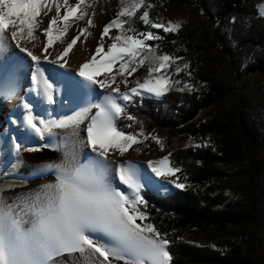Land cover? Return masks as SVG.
Instances as JSON below:
<instances>
[{
	"label": "snow or ice",
	"instance_id": "snow-or-ice-1",
	"mask_svg": "<svg viewBox=\"0 0 264 264\" xmlns=\"http://www.w3.org/2000/svg\"><path fill=\"white\" fill-rule=\"evenodd\" d=\"M94 2L0 0V98L17 96L24 61L11 50L14 44L35 64L31 82L40 102L55 105L60 90L58 84H63L69 104L67 110H63L64 101H61L59 114L55 108L51 112L45 109L46 117L34 111L36 106L30 100L20 106L27 136L45 141L42 147L60 151L62 157L59 162L42 166L55 176L53 182L19 195L11 203L0 195V264H66L56 258L71 253H79L82 264H171L170 241L152 223L146 222L141 178L151 184L152 177L146 169L139 170L134 162H117L111 158L124 156L133 145L142 143L139 137L148 139L143 127L138 132L127 133L118 127L121 118L135 122V117L127 112L134 97L144 92L164 95L173 83L164 75H154L177 59L168 54H154L156 49L147 41L161 37L151 31L137 32L124 27L125 18L131 19L138 10L149 9L152 5L146 4V0H120L116 17L103 28L96 54L80 65L77 73H62L57 81L53 79L54 74L41 65L43 60L61 69L66 67L65 58L81 36L95 26L87 11ZM260 7L264 15V5ZM53 8L56 14L41 33L46 42L41 55H37L24 45L37 39V30L43 22L40 17ZM86 18L87 25L78 28L77 35L62 52L49 60V49L55 42ZM140 20L164 32H175L181 27L179 22L167 25L154 22L148 10L143 11ZM113 29L119 34L111 35ZM105 37L112 41L106 50ZM145 63L148 72L143 82L137 80L135 87L128 88V77ZM188 67L185 64L183 69L177 68L176 73ZM117 76L121 77L119 83ZM120 84H124L126 90L122 91ZM192 87L185 84L177 90H191ZM98 89L106 91L102 93ZM10 123L18 124L19 118ZM124 127L132 128L133 125ZM152 139L163 147L158 137L152 136ZM17 140L18 137L12 138L17 153L41 150L25 148L24 141ZM78 144L85 145L90 152L84 155L77 150ZM148 169L156 177L179 171L170 166L167 156L159 161H148ZM175 187L183 188L184 185L177 183Z\"/></svg>",
	"mask_w": 264,
	"mask_h": 264
},
{
	"label": "trees",
	"instance_id": "trees-1",
	"mask_svg": "<svg viewBox=\"0 0 264 264\" xmlns=\"http://www.w3.org/2000/svg\"><path fill=\"white\" fill-rule=\"evenodd\" d=\"M191 2L146 0L152 7L141 8L135 17L126 18L124 27L155 33L157 30L140 20L144 10L150 12L154 22L164 24L172 18L174 10ZM255 2L200 0L193 9L190 23L179 31V35L186 37L192 30L210 28V22L215 18L223 22L233 15L246 16L249 23L241 32L242 41L248 48L261 51L249 67L264 75V16L260 15ZM198 48L200 54L194 60V66L203 69L197 77L205 84V91H178L184 87L180 86L161 98L135 96L127 110L135 117V122L125 120L119 127L126 133L133 132V128L124 125L138 123L148 137L156 136L169 145L185 137L210 138L212 141L200 147L175 149L171 153L174 166L187 186L166 196L148 189L142 191L146 202L144 210L151 223L170 241L171 264H255L256 254L247 250L244 238L250 237V245L258 240V232L264 226L262 218L258 217L255 207L245 200L230 197L218 183L232 179V171L251 160L260 164L254 165L257 171L264 172V155L256 151L264 146V124L255 121L253 108L242 105L244 99L235 105L230 103L231 85L215 70L212 52ZM186 76V71H182L171 78L183 81ZM206 108L211 110L205 119L195 122ZM253 179V176H246L245 188L250 197L254 196L251 193Z\"/></svg>",
	"mask_w": 264,
	"mask_h": 264
},
{
	"label": "rangeland",
	"instance_id": "rangeland-1",
	"mask_svg": "<svg viewBox=\"0 0 264 264\" xmlns=\"http://www.w3.org/2000/svg\"><path fill=\"white\" fill-rule=\"evenodd\" d=\"M199 1L200 0H192L191 3L185 4L182 7H178L177 10H174L172 18H168L164 22L165 25H167L169 22H179L181 24V27L177 31L164 32L163 29H155L157 30L155 34L160 36L161 39L147 41L148 45L156 49L154 53L155 55L168 54L171 57L177 58L175 62L171 63L167 69H162L160 73H156L154 75H164L172 80L171 77L177 74L176 69H183L184 65L187 64L189 65V67L184 70L186 71L187 75L186 79L183 81H179V83H175L176 80H172L173 83L171 84V89L184 86L185 84H190L193 86L190 90L192 92L205 91V84L197 77L199 73L203 72V69L199 68V66L198 68H195L194 60L200 54L198 46L207 48L208 51H211L212 55L214 56L215 70L218 72V74L222 75V77L225 78V80L231 85V94L229 97L230 103L235 105L242 102L241 98L244 99L245 101L242 102V105H247L253 108L251 110H253L255 121L259 122L260 124H264V75L260 74L254 69H250L249 67L251 66V64H253L254 59L256 58V54L261 51H255L251 48H248L247 44L242 41L241 38L243 34L241 32H243V30L249 23L248 17L233 15L223 22L215 18L211 20L210 28L206 27L202 30H192L190 35L181 37L179 35V31L190 23L193 9L197 7ZM255 3L260 15L264 16L261 14L260 7L264 5V0H256ZM120 7V0H95L92 7H89L87 9L89 17L93 19L95 26L89 28L88 33H85L81 36L80 40L74 46L69 56L65 58L68 63L65 68H60L61 74L75 73L77 60H85L88 56H91L94 50L93 48L86 50L85 53L82 54V56H77V58L73 59L74 61H71V57L74 55L76 48L80 45L81 41L84 38L95 39L98 37L100 38L99 43L101 42V33L104 26L116 17ZM93 13H95V15H93ZM55 14L56 13L53 8V10L47 15H42L40 19L43 22L39 25V28L37 30V39L30 44L24 45L33 50L37 55H41L43 44L46 42V38L41 35V33L45 28H47L49 20ZM102 16L106 17V19L104 22L98 24L97 22ZM86 25L87 18L85 20L78 21L67 32L65 37H63L60 41L55 42V46L49 49V52L51 53L49 60L54 59L55 56L59 55L62 52V50L67 46V43L71 42L72 38L77 35L78 28L85 27ZM112 31H116V33L111 34L113 36L119 34L118 30L116 29H113ZM104 40H109V38L105 37ZM104 40L103 43L105 42ZM33 45H35V47H33ZM24 54L26 55V53ZM29 60L31 61L30 58ZM41 65L48 69L50 73L53 72L54 68L58 67V65H54L43 60L41 61ZM200 65L202 66L203 63ZM31 67L33 69L32 72H34L35 64L32 61ZM147 72L148 64L145 63L144 66L139 67L137 72L128 77L129 83L127 87H135L137 80L143 82V79L147 76ZM53 79L57 80L54 76ZM58 87L60 90L57 94V99L59 101H62L63 97L67 95V92L63 84H58ZM138 96H154L161 98L162 95L157 96L144 92L142 95ZM131 104L132 103L128 105L127 110L130 109ZM34 110H36L37 113H39L41 116H45L43 113L39 112L37 107H35ZM210 110L211 108L203 109L195 122L203 121L206 117V114L210 112ZM125 120L127 119L121 118L118 122V127L119 124ZM137 125L138 123L133 124V132L139 131L140 127H138ZM20 130L21 129H10L9 135L4 141L2 149L0 151V195H2L3 197L8 192L28 186L31 181V178L23 175L22 173L25 155L26 153L31 151L21 150L19 153H17L14 144L12 143L13 137L19 138L17 142L22 141V135L24 134V131ZM262 131H264V129H262ZM139 139H141L143 142L137 145H133V152H130L127 155L126 160L123 161H133L136 163H144L148 165V161H159L163 157L167 156L169 157L170 166L172 168H175V166L171 159V153L175 149L197 145H207L212 142L210 138L185 137L174 142L171 145L161 141L163 145V147L161 148V145L157 144L155 140L152 139V137H148L147 140H144L143 137H139ZM44 143L45 141L41 140L37 142L24 143V147H36L42 149L45 148L42 147ZM256 151H258V153L262 152V154L264 155V146H260V148ZM258 153L255 156H257ZM257 158L260 159L259 157ZM262 158L264 159V157ZM254 165L258 166L260 164H255L254 161L251 160L245 163V165L239 167V170L232 171L234 172L232 179L224 180L222 181V183L218 184L220 185V188L224 190L225 193L230 197H233L234 199L245 200L247 203L255 207L257 209V215L259 218H262L261 223L264 225V172L257 171ZM241 170L242 173L239 174L238 172ZM246 176H253L254 178V188L251 192L254 196L252 197H250L249 194L246 193ZM177 183L183 184L184 187L187 186V182L183 178L180 171L175 172L174 175L158 177V184H156L155 186H143L141 189V195L144 189L150 188L152 189V191H155L162 196H166L178 189H182L175 187V184ZM149 217L150 216L147 213L146 222L151 223ZM249 239L250 237L246 235V237L244 238V244L248 251L256 254L255 264H264V226L259 230L258 240H256L254 244L250 245ZM252 248L254 250H252Z\"/></svg>",
	"mask_w": 264,
	"mask_h": 264
},
{
	"label": "bare ground",
	"instance_id": "bare-ground-1",
	"mask_svg": "<svg viewBox=\"0 0 264 264\" xmlns=\"http://www.w3.org/2000/svg\"><path fill=\"white\" fill-rule=\"evenodd\" d=\"M105 19L106 17L102 16L97 23L100 24L104 22ZM113 33H116V31L111 32V34ZM99 41H100V38L98 37L95 39L94 38H84L81 41L80 45L76 48L74 55L71 57V61L77 58V56H82V54H84L86 50H89L91 48H93L94 50L91 56H88L85 60L84 59L77 60V65L75 67V73L78 72L80 65L90 60L91 57L96 54V48L99 44ZM104 41H105L104 45H105V50H106L108 44H110L112 41L111 39L104 40ZM11 50L14 51L16 55H18L24 61V67L21 72V78L19 81V88L17 91V96L14 98H10V99L0 98V101H1V104H0V137L3 138V142L0 143V151L2 149L4 141L7 139L9 135L10 129L23 130L24 134L22 135V141H24V143L40 141L38 138L28 137L27 132L25 128L23 127L22 119H23L24 112L20 106L25 102V100L32 101L33 104L39 110V112L43 113L45 116H46L45 109H47L48 112H51L53 108H55L57 114L62 111L61 103H60L61 101L57 99L58 93L56 94V97H55L57 100V103L55 105H47L46 103L40 102V100L38 99L37 93L33 91V89H35V85H33L31 82V73L33 71L31 67V61L29 60V58L26 57L24 53H21L19 49H16L14 44L12 45ZM52 73L54 74V77H56L58 81L61 79L60 68L58 67L54 68ZM99 78L102 79L103 77H99ZM77 79H79V77H77ZM120 80H121V77L117 76V83H119ZM120 88L122 91L125 90V85L120 84ZM98 90L102 93L106 91L103 89H98ZM65 97L66 95L63 97V100H62L64 101L63 110H67V108L69 107V104L65 100ZM121 103L123 102L121 101ZM34 111L37 112L36 110ZM18 118H19L18 124L10 123L11 120L18 119ZM84 127L85 125H81V128H84ZM77 150L82 152L84 155H87L90 152V149H88L83 144H78ZM130 152H133L132 148L129 149V151L124 156L115 155L111 158L116 160L117 162H121L123 160H126L127 155ZM61 157H62V152L53 151L52 148L50 147L42 148L40 151H31V152L26 153L22 173L23 175L31 178L30 184L24 188H20V189L8 192L5 194L4 197L8 198V202L11 203L12 199H14L15 197L22 195V194H27L30 191L38 189L40 186L44 184L53 182L55 180V176L51 172L43 170L42 166L48 162H53V161L59 162ZM130 162H133V161H130ZM134 163L139 170L146 169L147 174L152 177L153 183L151 184L145 183L144 178L142 177L141 183L143 184V186L145 185L155 186L156 184H158V177H156L155 174L151 172V169H148L147 164L136 163V162ZM139 222L140 221H138V223ZM79 256H80L79 253L65 254L63 256L57 257L56 260L66 262V264H82V261L78 259Z\"/></svg>",
	"mask_w": 264,
	"mask_h": 264
},
{
	"label": "water",
	"instance_id": "water-1",
	"mask_svg": "<svg viewBox=\"0 0 264 264\" xmlns=\"http://www.w3.org/2000/svg\"><path fill=\"white\" fill-rule=\"evenodd\" d=\"M142 97H145V98H160V97H154V96H142ZM148 190L152 191V189H150V188H148Z\"/></svg>",
	"mask_w": 264,
	"mask_h": 264
}]
</instances>
